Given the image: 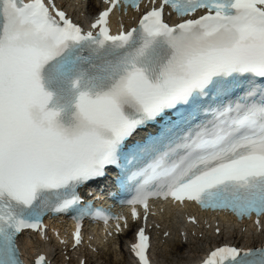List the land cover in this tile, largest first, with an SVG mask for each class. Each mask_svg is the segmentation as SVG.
Returning <instances> with one entry per match:
<instances>
[{"label": "snow or ice", "instance_id": "snow-or-ice-1", "mask_svg": "<svg viewBox=\"0 0 264 264\" xmlns=\"http://www.w3.org/2000/svg\"><path fill=\"white\" fill-rule=\"evenodd\" d=\"M141 2L102 0L84 31L54 0H0V264H23L25 229L48 239L47 212H75L74 247L85 217L117 221V234L121 220L128 227L126 216L81 206L78 190L109 171L143 220L130 248L137 264H151L153 198L255 214L264 228V0ZM121 3L139 19L112 34ZM165 6L183 19L168 23ZM206 97L216 107L197 123ZM148 126L156 131L128 143ZM257 252L238 260L223 245L201 264H264Z\"/></svg>", "mask_w": 264, "mask_h": 264}, {"label": "bare ground", "instance_id": "bare-ground-1", "mask_svg": "<svg viewBox=\"0 0 264 264\" xmlns=\"http://www.w3.org/2000/svg\"><path fill=\"white\" fill-rule=\"evenodd\" d=\"M96 6H97V0H90L88 3V7H87L88 9L87 10H91V9L95 8ZM84 10L85 9H82L79 7V13L78 14H80V18H83L86 15V12H84ZM82 12H83V15L81 14ZM160 220H162V222L160 223V221H158V223H160L161 229L159 230V232L155 231L153 235H157L156 237H158V240H160V241L163 240L164 243H166L165 245H168V246L174 245V247L177 250H179L180 247L182 246V243H183L182 239H183V235L185 236V234L187 235V241L188 242L194 241L195 244H196V242H198L200 244V243H203L206 241V240L204 241L205 238H209V237L213 238L214 241L217 239H219V241H221V239L226 234L233 235L235 233V229H236V227L229 224V225H226L225 227H222V229H224V231L220 235H216V234H213L215 227H212L210 229H200V228L205 227V226H203L204 223H202L201 224L202 226L199 227L198 229H195L194 227H182L184 224H182V222L178 221L177 217H175L174 211L171 209L167 210V212H165L161 216ZM245 225H246V229L243 232L239 231L236 233L237 235L240 234L243 238L247 239L245 244H249V242L252 238H253V240L254 239L256 240L257 238H260L263 236L262 235L263 230H261L259 233V232L254 231L253 228H251L249 226V224L248 225L245 224ZM185 228H187L186 231H185ZM181 231H184L183 235H180ZM192 231L194 232V235H191ZM164 232H167L168 235L165 236ZM127 234H128V231L124 232L123 236L113 237L112 240H109L107 238H104L102 235L99 236V234L94 233V238L92 240V243L98 244L99 249L103 250V252L106 254L111 252L112 250H115L116 248L118 250H121L124 252L125 250L122 249L121 247H119L118 245H119V240L121 241L123 239V237H125ZM198 234H201L202 237L199 238ZM20 240H24V236L20 237ZM25 242L27 243L26 246L24 247L25 251L32 254V252L37 248V244L35 242L31 243L27 239L25 240ZM114 243L116 244V248H115V246H113ZM54 248L50 247V245H49V252H50L51 256L53 254L52 252H54V250H55ZM191 251L195 252L194 255L197 254L196 251H194V250H191ZM67 252H69V254L73 253V252L69 251L68 249H67ZM200 253H201V251H200ZM70 256H73L75 258V255H70ZM198 256L199 255L192 257L191 260H189L188 262H181V264L191 263L192 260L198 259ZM58 257H59V253L56 252L55 256L52 258L53 263L54 264H56V263L64 264L65 256L62 257L61 262L58 260ZM114 261H115L114 262L115 264H120V261H117V260H114ZM75 262H76V260H75ZM87 262H88V260H87Z\"/></svg>", "mask_w": 264, "mask_h": 264}, {"label": "rangeland", "instance_id": "rangeland-1", "mask_svg": "<svg viewBox=\"0 0 264 264\" xmlns=\"http://www.w3.org/2000/svg\"><path fill=\"white\" fill-rule=\"evenodd\" d=\"M239 236L236 239L242 242H246V238L241 237V235ZM227 238H229V235H225L223 237V239L225 240ZM205 240H212V238H205L204 241ZM251 241H253V238L251 239ZM205 242L200 244L198 242H196L195 244L194 241L182 243L180 249L177 250L174 245L168 246L165 245L166 243H164V241H159L157 242V245L154 246L155 249L153 252V256L155 259H157V261H160L163 264H181V262H188L189 260H191L192 257L199 255ZM113 246H115L116 248L115 244H113ZM191 250L196 251L197 254L194 255L195 252ZM114 260L120 261V264H132L131 260H129L126 253L121 250H118L117 248L107 254L104 253L103 250H101L100 254L89 258L90 264H115Z\"/></svg>", "mask_w": 264, "mask_h": 264}]
</instances>
